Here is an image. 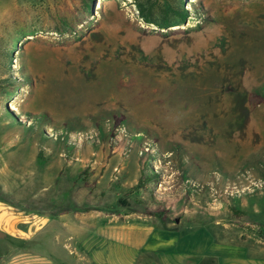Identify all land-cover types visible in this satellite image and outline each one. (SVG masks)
I'll return each mask as SVG.
<instances>
[{"label":"rangeland","instance_id":"374dc122","mask_svg":"<svg viewBox=\"0 0 264 264\" xmlns=\"http://www.w3.org/2000/svg\"><path fill=\"white\" fill-rule=\"evenodd\" d=\"M144 1L0 0V264L188 225L264 257V0Z\"/></svg>","mask_w":264,"mask_h":264},{"label":"crops","instance_id":"0c3cea01","mask_svg":"<svg viewBox=\"0 0 264 264\" xmlns=\"http://www.w3.org/2000/svg\"><path fill=\"white\" fill-rule=\"evenodd\" d=\"M69 238L67 259L56 252L51 255L58 261L35 253L43 260L39 264H264L263 256L252 254L247 246L221 240L207 226L148 227L140 242L103 231Z\"/></svg>","mask_w":264,"mask_h":264},{"label":"trees","instance_id":"16d2710c","mask_svg":"<svg viewBox=\"0 0 264 264\" xmlns=\"http://www.w3.org/2000/svg\"><path fill=\"white\" fill-rule=\"evenodd\" d=\"M96 0H91L88 4V9H92V6ZM138 9L143 20L148 24H154L161 29H169L175 26L183 25L188 16V11L183 7V0H180L179 4H173L171 1H164L163 3L157 1H144L138 3ZM76 25L73 26L75 31ZM261 88L253 89L249 94V103L252 107H258L264 104V94L261 93ZM120 116H115L116 125L122 121ZM158 210H152L151 215H157L160 213L164 221H168L171 218H167L170 215L169 207L165 204H161Z\"/></svg>","mask_w":264,"mask_h":264},{"label":"built area","instance_id":"2783aa9c","mask_svg":"<svg viewBox=\"0 0 264 264\" xmlns=\"http://www.w3.org/2000/svg\"><path fill=\"white\" fill-rule=\"evenodd\" d=\"M24 256H25V255H24ZM28 260H29L30 262H33V261H35V262H36V261L42 262V261H43L41 257L34 256V255H28V256H25L24 258H22L21 262H23V261L28 262ZM35 262H34V263H35Z\"/></svg>","mask_w":264,"mask_h":264},{"label":"bare ground","instance_id":"6f19581e","mask_svg":"<svg viewBox=\"0 0 264 264\" xmlns=\"http://www.w3.org/2000/svg\"><path fill=\"white\" fill-rule=\"evenodd\" d=\"M103 1H106V0H103ZM177 28H178V27H172L171 29H177ZM199 57H200V56H199ZM10 107H11L12 110L19 111V108H18L16 102H14V101H12V102L10 103Z\"/></svg>","mask_w":264,"mask_h":264},{"label":"water","instance_id":"95a60500","mask_svg":"<svg viewBox=\"0 0 264 264\" xmlns=\"http://www.w3.org/2000/svg\"><path fill=\"white\" fill-rule=\"evenodd\" d=\"M3 236L2 232H0V238Z\"/></svg>","mask_w":264,"mask_h":264}]
</instances>
